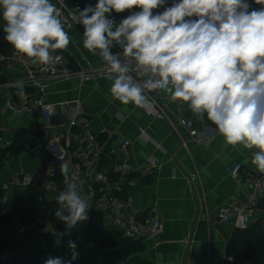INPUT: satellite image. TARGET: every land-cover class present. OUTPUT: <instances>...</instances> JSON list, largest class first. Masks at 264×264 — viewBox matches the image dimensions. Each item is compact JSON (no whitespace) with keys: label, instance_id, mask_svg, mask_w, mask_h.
<instances>
[{"label":"crops","instance_id":"crops-1","mask_svg":"<svg viewBox=\"0 0 264 264\" xmlns=\"http://www.w3.org/2000/svg\"><path fill=\"white\" fill-rule=\"evenodd\" d=\"M50 2L53 3V0ZM131 12L133 9L125 10L120 18L127 17ZM3 23L6 21L0 16V24ZM67 33L70 39L68 58L73 69L86 66L81 61L83 58L93 67L106 64L99 50L92 53L83 47V29L76 27ZM0 74L4 80L0 83V105L8 99L19 101L35 92L22 84L26 73L20 67L9 70L2 68ZM113 82L107 79L81 84L78 80H72L49 86L47 101L56 107L52 124L59 125L62 120L72 119L75 103L80 101L92 121L94 133L101 142L106 143L98 172H107L112 182L119 180L117 165L124 141L131 142L130 157L134 167L145 169L150 159L157 162V169L146 177H135L134 182L122 184L117 194L122 201L132 199V204L122 211L126 219L144 221L158 214L164 226L162 236L142 241L128 240L122 228L113 225L104 228L105 214L97 213L63 236L59 248L53 246L54 237L46 232L35 233L28 241L18 239L19 245L14 246L13 250L21 248L24 254L35 253L44 264L48 256L69 259L68 241L72 240L79 253L73 264H224L226 257H229L227 248L237 230L231 223L220 224L217 214L231 200L245 201V190L232 179L231 171L236 165H241L242 175L261 172L251 163L252 153L258 149L228 144L216 126L207 119L206 113L201 115L188 111L184 108L187 102L172 101L170 94L163 90H159L157 98L165 107L167 118H149L142 108L116 100L110 92ZM10 83H19L14 88L32 91L23 96L15 95L12 88L7 87ZM181 118L193 119L198 133L196 138H192L189 131L179 125ZM43 125L44 119L40 114L29 116L0 112V132L9 142H13L19 132H29L32 127L42 128ZM141 130L145 135H140ZM28 136L31 139V133ZM49 162L43 141L30 151L24 150L17 156L8 155L0 169V187L16 176L30 175L41 188L48 168L54 167L57 169V185L63 190L65 178L61 175L60 164L50 165ZM71 166L69 162V170ZM194 173H199L200 179L189 184L188 177ZM15 189L6 192L4 199H10ZM55 197L51 203H57ZM255 224H260L264 229V199L249 227ZM92 227L103 229L112 244L108 245L95 237ZM188 239L189 243H186ZM107 248L113 250L108 251Z\"/></svg>","mask_w":264,"mask_h":264},{"label":"clouds","instance_id":"clouds-1","mask_svg":"<svg viewBox=\"0 0 264 264\" xmlns=\"http://www.w3.org/2000/svg\"><path fill=\"white\" fill-rule=\"evenodd\" d=\"M264 5V0H254ZM97 0L78 10L83 47L99 55L114 74L111 95L121 104L151 110L146 91L163 90L172 101L189 103L205 114L230 145L256 148L251 163L264 172V7L249 0ZM139 9L116 24L110 14ZM163 11L154 13V9ZM4 37L14 49L41 64L70 43L61 13L50 0H0ZM123 49L122 61L113 53ZM144 75L143 85L131 72ZM18 95H25L18 90ZM65 187L56 195L55 217L66 233L88 220L89 199L60 164ZM69 259L48 256L44 264H73L77 245L68 241Z\"/></svg>","mask_w":264,"mask_h":264},{"label":"built area","instance_id":"built-area-1","mask_svg":"<svg viewBox=\"0 0 264 264\" xmlns=\"http://www.w3.org/2000/svg\"><path fill=\"white\" fill-rule=\"evenodd\" d=\"M71 0H53V4L61 13L64 30L69 32L76 27L84 30L83 25L77 23L76 17L78 10L83 9L82 3L77 1L74 6H70ZM154 9V13H155ZM134 11L139 9L133 8ZM109 18H113L118 24L121 20L116 12H112ZM70 43L65 49H57L52 53L56 58L50 64H41L35 58L26 57L16 50L7 54H0V66L5 69H14L20 67L26 73V79L23 85L34 89V93L22 98L19 101L8 99L3 105H0V112L12 115H29L35 116L40 114L44 119V125L41 128V135H35L25 145V151L32 150L35 146L44 142V147L50 157L49 164H61L64 161L72 163L69 170L68 179L77 183L78 188L83 196L89 199L90 208L88 217L97 214H105V222L103 227L109 225L122 228L126 239L131 241H142L146 239H158L162 236L164 226L161 217L154 214L147 220L138 221L133 218H125L122 215L123 208L132 204V199L122 201L117 194L120 186L125 183L134 182L135 177L142 178L148 176L153 170L158 168V164L154 159H150L149 165L145 169H139L132 165L130 157V141H124L120 147V162L117 165L119 180L112 182L107 172H98L99 160L106 148V143L101 142L94 133L92 121L88 114L83 110L82 103L76 101L75 115L72 119L62 120L59 125L52 124V119L56 115V107L47 101V90L49 86L78 80L81 84L93 80H114L110 78L106 71L107 64L100 67H93L85 58L81 61L86 66L79 69H73L69 62ZM118 58L122 61L132 63V58L123 56V49L116 45L112 49ZM138 83L143 85L147 79L146 76L131 72ZM19 86V83H10L7 85L9 89ZM147 95L154 101L151 110L143 109L147 117L153 119H166L167 114L165 107L159 102L157 95L159 90L148 92ZM188 111L187 102L184 106ZM175 127V125L172 123ZM179 125L186 128L192 138H196L198 133L195 128V122L191 118H181ZM176 128V127H175ZM140 135H145L143 130ZM13 142L6 141L4 137H0V149L10 147ZM241 165H236L231 171L232 179L245 190L246 199L244 202L231 200L223 205L217 214L220 224L231 223L236 230H246L253 216L255 215L260 202L264 199V172H251L245 175ZM57 169L48 168L45 177H43V186L39 188L40 200L42 202L51 203L53 197L58 195L61 189L56 182ZM134 178V179H133ZM137 179V178H136ZM200 179L199 173H194L188 177L189 184ZM34 183V178L30 175H19L2 184L3 191L8 192L11 189H26ZM29 231L37 234L50 233L53 238V246L59 248L62 238L67 233L64 230L58 231L51 224L40 225L36 222L29 221L19 225L17 237L21 239ZM189 243V239L185 241ZM112 251L113 248H107ZM14 250H6L1 255V260L11 262ZM226 261L234 263L233 259L226 257Z\"/></svg>","mask_w":264,"mask_h":264},{"label":"trees","instance_id":"trees-1","mask_svg":"<svg viewBox=\"0 0 264 264\" xmlns=\"http://www.w3.org/2000/svg\"><path fill=\"white\" fill-rule=\"evenodd\" d=\"M77 1L82 3L83 8L86 5H95L97 0H71L69 5L72 7ZM254 8H261L264 5L255 4L254 0H249ZM172 0H167L166 6H170ZM157 11H163L162 8ZM156 11V12H157ZM121 17V13H116ZM6 23L0 24V54H7L15 50L14 47L4 38V26ZM0 66V73H1ZM0 83L4 80L1 79ZM18 90L28 94L32 90L26 88H12L15 95ZM41 135V128L32 127L29 132H19L13 144L6 149H0V169L2 168L8 155L17 156L24 152L25 145L31 140L28 136ZM3 137V132H0ZM31 137V138H32ZM40 184L36 181L26 189H15L12 197L5 200L6 192L0 187V257L6 250H13L14 246L19 245L17 230L19 225L33 221L40 225L51 224L56 230L62 231L65 225L59 221L54 212L57 203H47L40 200ZM92 234L103 240L106 244L111 245L112 240L99 227H92ZM13 246V247H12ZM227 255L233 259L234 264H264V229L260 224L248 227L246 230H237L236 235L232 238L227 248ZM0 264H41L39 255L25 254L24 257L12 260L11 262L3 261L0 258Z\"/></svg>","mask_w":264,"mask_h":264},{"label":"water","instance_id":"water-1","mask_svg":"<svg viewBox=\"0 0 264 264\" xmlns=\"http://www.w3.org/2000/svg\"><path fill=\"white\" fill-rule=\"evenodd\" d=\"M115 12V11H113ZM33 235H35V232L34 231H29L28 233H26L22 239L23 241H28ZM24 252L21 248H17L13 254H12V260H16V259H19V258H22L24 257ZM224 264H234L232 262H229V261H226Z\"/></svg>","mask_w":264,"mask_h":264}]
</instances>
